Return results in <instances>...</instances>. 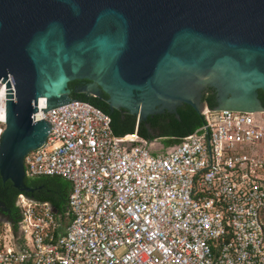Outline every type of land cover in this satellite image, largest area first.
I'll use <instances>...</instances> for the list:
<instances>
[{
    "label": "built area",
    "instance_id": "2783aa9c",
    "mask_svg": "<svg viewBox=\"0 0 264 264\" xmlns=\"http://www.w3.org/2000/svg\"><path fill=\"white\" fill-rule=\"evenodd\" d=\"M36 104L32 122L49 129L23 156L25 179L59 176L70 191L63 213L16 196L0 264H264V111L203 110L192 133L154 150L112 138L90 106ZM3 112L0 83V133Z\"/></svg>",
    "mask_w": 264,
    "mask_h": 264
},
{
    "label": "water",
    "instance_id": "95a60500",
    "mask_svg": "<svg viewBox=\"0 0 264 264\" xmlns=\"http://www.w3.org/2000/svg\"><path fill=\"white\" fill-rule=\"evenodd\" d=\"M0 83V180L25 195L38 97L143 141L187 137L203 110L264 111V0H0Z\"/></svg>",
    "mask_w": 264,
    "mask_h": 264
},
{
    "label": "trees",
    "instance_id": "16d2710c",
    "mask_svg": "<svg viewBox=\"0 0 264 264\" xmlns=\"http://www.w3.org/2000/svg\"><path fill=\"white\" fill-rule=\"evenodd\" d=\"M257 98L261 106L264 108V90L257 91ZM201 118L199 121V126L202 124ZM198 127L193 128L190 133H192ZM154 139L159 140L164 147L170 146L179 140L178 137H153L150 138L148 142ZM24 185L33 190L31 197L34 200L48 202L57 213L64 212L67 197L70 191V185L63 178L54 175H37L29 179H25ZM4 186L6 187V190L0 192V202L3 203L6 209L13 213L14 217L12 218V224L15 226L17 219H15L16 209L14 207V200L19 192L13 189L9 182H5ZM25 195L30 197L29 193Z\"/></svg>",
    "mask_w": 264,
    "mask_h": 264
},
{
    "label": "flooded vegetation",
    "instance_id": "af4514ba",
    "mask_svg": "<svg viewBox=\"0 0 264 264\" xmlns=\"http://www.w3.org/2000/svg\"><path fill=\"white\" fill-rule=\"evenodd\" d=\"M161 143V142H160ZM162 144V143H161ZM5 182L6 181H1L0 180V192H2V191H5L6 190V187L4 186V184H5ZM7 183V182H6ZM32 192H33V190H31V192L29 193L30 194V197H31V195H32ZM2 203V202H1ZM3 204V203H2ZM4 207V211L2 210V208ZM3 211V212H2ZM0 216L1 217H4L5 219H7L8 221H10L11 223H12V221H13V217H14V215H13V213H11L8 209H6L5 208V206L3 205V206H0ZM15 219H17V211H16V218ZM18 220V219H17Z\"/></svg>",
    "mask_w": 264,
    "mask_h": 264
},
{
    "label": "rangeland",
    "instance_id": "374dc122",
    "mask_svg": "<svg viewBox=\"0 0 264 264\" xmlns=\"http://www.w3.org/2000/svg\"><path fill=\"white\" fill-rule=\"evenodd\" d=\"M150 146L154 150H163L164 148H167L168 147V146L167 147L162 146V144L160 143L159 140L151 141Z\"/></svg>",
    "mask_w": 264,
    "mask_h": 264
}]
</instances>
